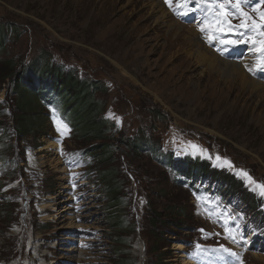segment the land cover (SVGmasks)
<instances>
[{"label": "rangeland", "instance_id": "374dc122", "mask_svg": "<svg viewBox=\"0 0 264 264\" xmlns=\"http://www.w3.org/2000/svg\"><path fill=\"white\" fill-rule=\"evenodd\" d=\"M103 1L0 0V26L8 30L0 46V264H222L212 251L220 245L240 254L226 258L231 264H264V198L236 174L243 169L264 183V129L256 125L264 102L256 111L258 95L249 92L232 107L194 108L187 93L173 88L182 72L177 63L157 68V55L144 57L149 45L159 43L183 58L188 41L182 35L193 24L200 28L201 12L179 21L173 13L186 9L174 0V11L160 0L182 31L174 37L175 28L167 32L160 25L137 34L130 31L136 19L123 16V0L114 7ZM253 8L244 11L259 22L264 8ZM154 34L157 41L138 46L139 38ZM223 38L210 47L218 45L239 64L247 48L223 45ZM46 61L96 83V117L105 122L101 136H82L81 127L92 122L91 107L76 94H64L51 77L33 76L31 89L18 94L1 77L7 62L24 77L33 64ZM247 62L254 68L255 57ZM188 65L189 77L203 71ZM248 73L264 79V72ZM40 83L45 91L38 96ZM20 121L28 128L16 134ZM193 159L208 163L215 177L192 185L190 175L202 173L190 165ZM224 159L232 168L221 166ZM218 172L230 174L237 188L214 193ZM222 209L237 216L229 225L240 224L236 241L227 238Z\"/></svg>", "mask_w": 264, "mask_h": 264}, {"label": "bare ground", "instance_id": "6f19581e", "mask_svg": "<svg viewBox=\"0 0 264 264\" xmlns=\"http://www.w3.org/2000/svg\"><path fill=\"white\" fill-rule=\"evenodd\" d=\"M104 1L108 4L111 2V7H114L122 0ZM123 1L124 5L122 7L125 10L123 16H127L130 20L136 19L135 21L137 24L135 25L134 22L131 23L132 30L130 31L137 34L145 32L149 33L150 29H154L156 26L162 25L161 27H165L167 32H171L175 28L176 32L174 37H176L179 31H182L184 26L175 19L181 21L183 18L189 17V15H178L173 13L175 17L174 19L168 10L165 9L160 0ZM137 21L147 23L139 29L137 27ZM192 26L194 29L191 27H189L190 29L187 28V34L182 32L183 35L181 40H183L185 36V39L188 41V44H186L187 46L185 45L186 47L184 49L182 48L184 51L183 58H177L175 56L176 49H173V52L170 45L169 47L164 48L162 47L163 44L159 46V43L149 45V49L147 50V53H145L144 57L147 58L149 55H157V68H161V66H164L166 63H177L174 68L177 69V71L180 70L182 72H180V75L176 73L178 78H176L172 83L173 88L177 90L176 92H178L179 95L187 93L188 102L194 108H198L200 104H203L205 108H214L222 104L232 107L236 101L239 102L244 99L243 97H245L246 94L251 92L258 95L253 104L256 107V111H258L257 108H260L259 104L261 99L264 102V79H258L255 75L248 73V68L245 67V65L252 67L248 64L249 62H247V60H251V57L253 56L250 51L251 46L248 44H238L240 46L244 45V47L247 48V50L242 52V60L238 64V61L229 59V56L225 55V52L218 51V45L210 47L211 43H209L208 40L202 36L200 28H196L195 24ZM194 30H196L197 33ZM148 38V40L139 38L136 41L138 46H144L146 42H152L154 40L157 41L160 36L158 34H154V36L151 37L150 35ZM235 53L237 52L235 51ZM191 63L201 66L203 70L199 76L194 78L187 76L188 74L185 73L187 67L189 66L188 64L191 65ZM254 72L260 74L259 71ZM212 73H215L217 76H212ZM173 78L174 77H171L170 79ZM235 82L239 84L238 88L233 86V83ZM256 118L258 121L256 125L264 129V110L260 111ZM178 246L181 247V245Z\"/></svg>", "mask_w": 264, "mask_h": 264}, {"label": "snow or ice", "instance_id": "6c2138e0", "mask_svg": "<svg viewBox=\"0 0 264 264\" xmlns=\"http://www.w3.org/2000/svg\"><path fill=\"white\" fill-rule=\"evenodd\" d=\"M164 2L170 8H173L174 0H164ZM176 3L178 7L182 6L186 9L183 15H188L197 11L202 13L203 22L200 26V31L212 33V35L206 36L209 43H211L213 39L220 37H224L223 39H220V43L229 47L250 43V51L255 57L256 62L254 68L248 67V65H245V67H247L250 72H264V39L250 40L248 37V33L264 37V10H260L264 8V0H258V2L257 0H176ZM253 4V11L260 10L258 11L259 22H257L256 19H253L248 12L244 11V7L252 6ZM190 5L192 6L190 7ZM173 10L175 11V8H173ZM237 17L242 18L241 23L233 25L231 20ZM232 36H236L237 38L233 39L231 38ZM239 37L244 38L240 39ZM117 124H119L118 118ZM63 127L67 130V125H64ZM57 130H60L59 126ZM216 160L220 161L221 158L217 156ZM221 166L232 168L231 162L226 159L223 160ZM236 174L244 178L250 191L255 192L259 197L264 198V183L257 182L243 169L236 170ZM198 199L200 198L198 197ZM219 218L224 219L227 238L236 241L238 235L237 230L240 228V224L237 222L235 229L230 228L229 225L237 221V216L233 215L226 209H222L219 213ZM247 242L248 241H244L245 244ZM196 250V254H199L203 251L202 246L197 244ZM212 251L217 254V258L222 264H231V260L226 258H238L240 255L223 245H220L219 248L212 249Z\"/></svg>", "mask_w": 264, "mask_h": 264}, {"label": "trees", "instance_id": "16d2710c", "mask_svg": "<svg viewBox=\"0 0 264 264\" xmlns=\"http://www.w3.org/2000/svg\"><path fill=\"white\" fill-rule=\"evenodd\" d=\"M7 31L8 30H7L6 24H5V26H0V46L3 45L2 43H4V41L7 38ZM44 63L47 65L43 66V64H42L39 66L38 65L39 63L33 64V67H31L30 73L27 74V72H25L24 73L25 76L23 77V76H21V74H19V72L17 73L16 70L14 71V64L12 62H7L5 69H4L3 73L1 74V77H3L4 79H9L12 82L15 94H18V91H20V89H22L23 87L27 90H30L31 89L30 79L33 76L36 77L37 79L44 77L45 80H46L47 76L51 77L50 78L51 82H54L55 86L60 85V88L64 91V94L67 93L68 96L76 94L81 99H83V101L85 103H87L91 107L92 115H93L92 116V122L90 123L91 124L90 125L89 124L90 120L89 119L86 120L85 125L83 127H81V129L86 130L85 135H82V136L86 137V136L92 135L95 138H98V136H101L104 133V129H102V125L105 122L103 121L102 118L96 117L97 115H99L101 104L98 101H94V99L92 97V95H93L92 90H93V88H96V83L93 81H91V82L80 81L72 73H69L67 71L63 72L59 68V66H54L47 61ZM20 73H21V71H20ZM48 82H49V80H48ZM44 91L45 90H44L43 85L41 83L38 84L37 85V91L35 93L38 94V96H40L41 94L44 93ZM48 93L54 94L55 92H54V90H52V91H49ZM68 125L72 128L74 126L73 123H71V124L68 123ZM26 128H28V126H26V122L20 121V122L16 123V125H15V132H16V134L17 133L22 134V133H24ZM74 128H76V127H74ZM91 147H94V146H91ZM89 149H90V147H89ZM189 163H190V165H192V163H195L194 165L199 170H202L201 175H197V173L190 175L192 185H194L197 182L199 183L203 179L215 177L212 174L215 175V173H217L216 171L210 169L208 163L198 162L196 159L190 160ZM218 173H221V176H222L221 182L226 184L224 189L237 188L236 181H234V179H232V176L230 174H224L225 176L227 175L226 180H225V176L222 175V172H218ZM115 199L116 198L112 196V200H114V202L117 203L118 201ZM250 202H252L251 198H250ZM251 204H250V206H251Z\"/></svg>", "mask_w": 264, "mask_h": 264}, {"label": "flooded vegetation", "instance_id": "af4514ba", "mask_svg": "<svg viewBox=\"0 0 264 264\" xmlns=\"http://www.w3.org/2000/svg\"><path fill=\"white\" fill-rule=\"evenodd\" d=\"M219 182H220V186H219L218 188H216L215 190H216V191H222V192H223V191L225 190V189H224L225 186H222V185H224V183H222L221 181H219ZM225 185H226V184H225Z\"/></svg>", "mask_w": 264, "mask_h": 264}]
</instances>
